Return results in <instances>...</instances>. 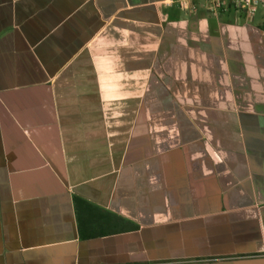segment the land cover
I'll list each match as a JSON object with an SVG mask.
<instances>
[{"label":"crops","instance_id":"1","mask_svg":"<svg viewBox=\"0 0 264 264\" xmlns=\"http://www.w3.org/2000/svg\"><path fill=\"white\" fill-rule=\"evenodd\" d=\"M0 0V264H264V11Z\"/></svg>","mask_w":264,"mask_h":264},{"label":"built area","instance_id":"2","mask_svg":"<svg viewBox=\"0 0 264 264\" xmlns=\"http://www.w3.org/2000/svg\"><path fill=\"white\" fill-rule=\"evenodd\" d=\"M194 0H177L182 8H193L191 3ZM208 12L217 16L231 11L252 19L259 12L264 11V0H202Z\"/></svg>","mask_w":264,"mask_h":264}]
</instances>
